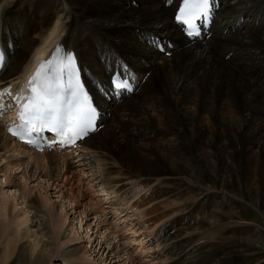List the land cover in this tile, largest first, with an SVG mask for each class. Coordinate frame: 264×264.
Here are the masks:
<instances>
[{
    "label": "bare ground",
    "instance_id": "6f19581e",
    "mask_svg": "<svg viewBox=\"0 0 264 264\" xmlns=\"http://www.w3.org/2000/svg\"><path fill=\"white\" fill-rule=\"evenodd\" d=\"M136 2L0 0V82L14 83L36 66L35 54L48 55L62 39L104 111L101 133L65 154L33 152L0 124V264H240L238 248H263L260 229H245L224 189L244 186L264 218V0H215L202 41L175 24L176 3ZM155 37L171 56L147 44ZM119 62L135 72L141 94L108 101L97 85L109 90ZM199 168L206 176L193 172ZM169 193L189 194L180 206L189 216L203 210L195 195L224 201L215 229L199 235L203 244L187 216L153 222L147 206H169Z\"/></svg>",
    "mask_w": 264,
    "mask_h": 264
},
{
    "label": "snow or ice",
    "instance_id": "6c2138e0",
    "mask_svg": "<svg viewBox=\"0 0 264 264\" xmlns=\"http://www.w3.org/2000/svg\"><path fill=\"white\" fill-rule=\"evenodd\" d=\"M212 19V0H179L174 11L175 22L188 37H200ZM147 44L162 55L171 56L170 52H165L166 45L159 42V37L149 39ZM5 60V53L0 52V69L5 68ZM120 69L110 75L108 83L117 100L123 94L138 91L139 83L135 75L128 74L126 65H121ZM12 106L17 109L16 119L4 121L7 134L40 151L57 145L74 146L104 127L98 107L92 103L80 80L77 57L62 39L56 40L49 58L37 62L26 80V92L14 91L7 82L0 85V115L11 111ZM45 133L55 138L46 139Z\"/></svg>",
    "mask_w": 264,
    "mask_h": 264
},
{
    "label": "rangeland",
    "instance_id": "374dc122",
    "mask_svg": "<svg viewBox=\"0 0 264 264\" xmlns=\"http://www.w3.org/2000/svg\"><path fill=\"white\" fill-rule=\"evenodd\" d=\"M131 2L133 5H135L136 8H138V4H137L136 0H131ZM257 26H259V23L257 24ZM172 50H170V51L168 50L165 52L166 53L171 52ZM251 54H252V52L250 51V52H248L247 56H249ZM166 56H168V55H166ZM229 57H231V55H229ZM101 60L104 62L105 59H101ZM142 61H145V59H143ZM227 62L228 61H226L224 63H227ZM142 81L144 83L145 79L142 78ZM138 92H139V90H138ZM138 92H136L137 95L141 94V92H139V93ZM128 97H125V99H127ZM175 99H177V97L174 96V100ZM113 111H115V109H113ZM113 111H112V113H113ZM99 133H101V132H99ZM99 133H97V135ZM152 135H154V133ZM88 139H90V138H88ZM2 163H4V162H2ZM196 170H198V171H196ZM196 170L193 172L200 173V174L202 173L200 168L196 169ZM202 175L206 176V174H204V173H202ZM251 181H249L250 185L252 184ZM206 182H207L206 184L210 188V190H212V191L218 190L217 187L215 186V181L212 178H209L207 176ZM170 186H171L170 184L162 185V186H160L159 189H161L163 191H167V190H169ZM252 186H253V184H252ZM227 187H228V189L225 188L224 190L225 191L227 190V192L232 190V191H230V193L233 195L232 197L235 199L234 204H235V206H237L239 208L238 210H240V212L243 214L242 215V218H243L242 221H243L245 229L249 230V229H253V227H258L260 229V232L263 235V238H264V218H263V215H262L261 210L259 209L258 205H256L255 201H250V200H247L244 198L243 191H242V187H244V186H241V185L238 186L237 184L235 185L232 183L231 187H229V186H227ZM87 192H88V190H87ZM148 194H149L148 190H146L143 194L142 203L144 202L145 196H147ZM51 195H52L53 200H56V201L58 200L57 199L58 197L56 194L52 193ZM167 195L168 196L165 198V201L170 202V204H169V206L171 205L170 208L168 205L166 206V204H164L163 202L157 203V204L153 203V204L147 206L148 211H150L152 214L153 222L160 223V225L161 224L163 225L166 222H168V221H166V219L161 217L164 213H165V216L167 217L170 214V212H174L171 216H172V219L175 221L182 216H187V217H185L186 219H184V220L189 219V221L193 222L192 233H196V236L198 237L199 244H203V240L199 238V235L205 236V233L207 231H209L211 234V229H215V228H211L212 225L214 224L211 222L213 220L217 219L216 218L217 215H221L222 209H226L225 206H223V204H222L224 201L220 202L219 199H217V196L213 197V198L211 197L209 199L206 198V200H204V199H202V196H200L199 194H198V196L195 195L196 201L201 200V203H202L201 207L203 208V210H200L198 212L197 211L192 212L191 215L189 216L188 215L189 213L183 214V212L181 211V207H180L182 205V203L185 202V200H186L185 198L189 197V194L186 193L187 196L184 195L183 199L179 196L180 195L179 193H177L176 195L173 193H169ZM162 199L163 198H161L159 200H162ZM217 201H219V204H217L218 203ZM220 206H221V208H220ZM67 209H68V207H67ZM91 217L92 216H89V218H91ZM193 220H195V221H193ZM69 221H70V224L73 225V223L77 222V219L73 220L72 217L70 216ZM89 221H90V223H92V226H94L93 225L94 224L93 219L92 220L90 219ZM84 228H86V227L84 226ZM84 228H80L81 230L79 229L81 231V233H83V236L85 234V231H83ZM92 231H94L93 233H95L96 226H94V229L91 230V233H92ZM219 231L220 230H218V228H216V233L213 235V237L216 240L221 239V234H222L223 230H221L220 232ZM192 233H187L186 236H190ZM248 236H250V235H248ZM94 238H95V236H94ZM94 238H93V240H94ZM140 238H142V237L140 236ZM250 238H252V237H250ZM209 241L210 240L207 238L206 243H209ZM262 247L263 248L262 249L260 248V250H253V251L250 249L249 245L245 246V247L238 248L239 249V250H237L238 251L237 252L238 262L240 264H264V243H262ZM247 248H249V249H247ZM130 250L134 254L139 253V249L137 248V246L131 247ZM58 258H57V260H59ZM208 259H209V255L207 257V260ZM109 260H110V258H109ZM215 263H216V261L213 260L212 264H215Z\"/></svg>",
    "mask_w": 264,
    "mask_h": 264
}]
</instances>
